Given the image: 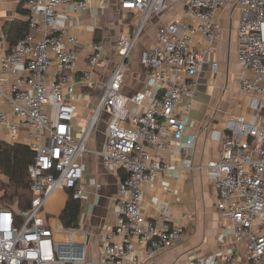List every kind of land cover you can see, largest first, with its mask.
<instances>
[{
  "label": "built area",
  "instance_id": "obj_1",
  "mask_svg": "<svg viewBox=\"0 0 264 264\" xmlns=\"http://www.w3.org/2000/svg\"><path fill=\"white\" fill-rule=\"evenodd\" d=\"M118 1L122 11L136 15L139 24L134 33L118 37L121 60L81 137L73 133L76 107L68 99L75 94L70 74L75 72L79 58L77 38L69 33L75 26L74 18L67 15L65 28L58 34L53 30L60 7L84 10L88 0H25L29 33L0 55V98L4 96L5 75L10 74L15 78L10 93L13 114L21 124L6 113H0V122L9 130L22 124L32 128L29 147L35 155L29 166L30 208L17 214L0 209V264L84 262L85 246L77 243L75 236L85 232L65 229L61 223L50 226L44 209L61 189L71 191L75 200L82 199L84 168L79 160L104 111L110 112L112 119L101 155L106 167L124 171L126 178L116 200V225L102 247L103 264H143L135 243L146 257L154 259L183 241L186 232L173 224L170 210L154 219L143 211L145 186L165 170L161 157L152 155L148 148L164 152L194 146L196 138H186L187 114L197 97V76L205 65V56L191 42L197 33H202L210 44L218 41L221 28L217 14L228 5L242 9L237 31L238 60L253 73L243 78L241 89L248 95L264 96V0H185L187 26L170 23L160 27L153 46L141 52L140 63L156 93L139 92L131 97L123 93L126 61L149 17L161 14L168 0ZM31 31H41L45 36L39 40ZM105 49V42L93 46L90 71L83 73L81 81L85 87L94 86L93 72ZM54 64L56 74L52 80L50 70ZM23 71L27 77L21 75ZM183 102L185 107H181ZM253 105L255 112L249 119L241 116L228 123L217 157L206 166L214 175L219 212L232 222L238 241L248 240L245 259L240 261L232 253H225L222 264H264V115L258 102ZM132 106L137 108L135 113ZM49 107L57 110L55 124L48 114ZM115 236L120 243L112 241ZM190 264L210 263L205 260Z\"/></svg>",
  "mask_w": 264,
  "mask_h": 264
},
{
  "label": "crops",
  "instance_id": "obj_2",
  "mask_svg": "<svg viewBox=\"0 0 264 264\" xmlns=\"http://www.w3.org/2000/svg\"><path fill=\"white\" fill-rule=\"evenodd\" d=\"M25 0H0V55L6 54L16 44L18 37L12 34L11 27L19 23H29V13H22ZM240 6L228 5L217 14L221 28V37L210 44L202 33L192 38L193 48L205 56V65L197 76V97L193 108L187 114L186 138L194 136V146L187 150L174 149L158 152L148 148L150 153L160 156L165 170L145 186V198L142 203L144 213L154 219L160 212L168 209L174 225L182 226L186 232L181 243L167 252L151 259L143 254V249L135 243L136 254L143 264H190L192 261H205L210 264L221 263L225 253H232L238 260L245 259L248 253V240L238 241L232 222L222 215L217 208L218 192L212 172L206 166L217 157L222 140L228 132V123L238 117L249 119L254 111V102L264 109V96L248 95L241 89L244 77H252L238 60L239 43L237 31L241 19ZM75 20L74 28L69 33L76 36V50L79 53L77 67L70 79L75 86V94L68 98L76 107L73 133L81 137L86 121L101 100L105 86L111 78L121 57L117 51V40L122 33L135 32L139 19L133 12L122 11L118 0H88L87 8L74 11L69 5L58 10V21L53 30L60 33L66 26V16ZM170 23L181 27L187 26L185 19V0H168L161 14L151 15L145 23L136 51L126 61L123 93L134 96L139 92L153 95L155 87L148 80L144 66L140 63L141 52L153 46L158 29ZM37 39H43L41 31H31ZM183 34V30H179ZM105 42L103 57L93 72V87L83 85V73L90 71L89 57L93 46ZM217 64V68L214 65ZM56 74L55 64L50 70L53 80ZM27 77L26 71L21 72ZM15 78L6 74L3 94L0 98V113L9 114L10 119L21 124L13 114L10 97ZM181 107H185V102ZM136 107L131 110L135 113ZM184 114L186 112L181 109ZM51 122H57V110L47 108ZM112 119L110 112L104 111L97 127L87 142V151L79 160L84 168L82 182L83 197L80 200L82 212L81 232L75 236L77 243L85 246L84 262L68 264H103V245L107 234L116 225L117 199L120 187L126 178L124 171H113L105 166L101 152L106 142L107 128ZM34 130L26 125H19L16 130H9L0 122V141L8 144L30 146ZM7 179L0 174V182ZM68 190H58L47 202L44 214L50 226L60 223V215L65 209ZM120 243L119 237L112 239Z\"/></svg>",
  "mask_w": 264,
  "mask_h": 264
},
{
  "label": "trees",
  "instance_id": "obj_3",
  "mask_svg": "<svg viewBox=\"0 0 264 264\" xmlns=\"http://www.w3.org/2000/svg\"><path fill=\"white\" fill-rule=\"evenodd\" d=\"M22 13L28 12L23 9ZM11 31L17 35V43L29 33V23L15 24ZM261 113L264 115V109ZM34 159V152L29 146L0 141V174L7 179L6 182H0V209H9L17 214L30 208L32 183L29 166ZM68 194L60 223L65 229H77L80 227L82 205L79 200L73 199L71 191Z\"/></svg>",
  "mask_w": 264,
  "mask_h": 264
},
{
  "label": "rangeland",
  "instance_id": "obj_4",
  "mask_svg": "<svg viewBox=\"0 0 264 264\" xmlns=\"http://www.w3.org/2000/svg\"><path fill=\"white\" fill-rule=\"evenodd\" d=\"M136 51V48H134V50L132 51V54ZM1 194V193H0Z\"/></svg>",
  "mask_w": 264,
  "mask_h": 264
}]
</instances>
